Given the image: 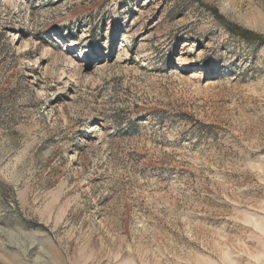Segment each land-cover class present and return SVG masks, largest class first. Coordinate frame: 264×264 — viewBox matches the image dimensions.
<instances>
[{"label":"rangeland","instance_id":"1","mask_svg":"<svg viewBox=\"0 0 264 264\" xmlns=\"http://www.w3.org/2000/svg\"><path fill=\"white\" fill-rule=\"evenodd\" d=\"M264 0H0V264H264Z\"/></svg>","mask_w":264,"mask_h":264},{"label":"trees","instance_id":"2","mask_svg":"<svg viewBox=\"0 0 264 264\" xmlns=\"http://www.w3.org/2000/svg\"><path fill=\"white\" fill-rule=\"evenodd\" d=\"M237 35L240 38L245 39V40H255V41H259V42L264 43V38L263 37H260L258 35H255L253 33H250V32H248L246 30H242V29L241 30H238Z\"/></svg>","mask_w":264,"mask_h":264}]
</instances>
